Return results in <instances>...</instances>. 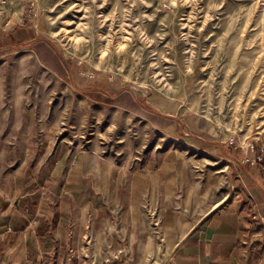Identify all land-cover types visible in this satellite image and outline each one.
Wrapping results in <instances>:
<instances>
[{
  "label": "rangeland",
  "instance_id": "rangeland-1",
  "mask_svg": "<svg viewBox=\"0 0 264 264\" xmlns=\"http://www.w3.org/2000/svg\"><path fill=\"white\" fill-rule=\"evenodd\" d=\"M47 124L125 165L264 143V0H0V186Z\"/></svg>",
  "mask_w": 264,
  "mask_h": 264
},
{
  "label": "crops",
  "instance_id": "crops-1",
  "mask_svg": "<svg viewBox=\"0 0 264 264\" xmlns=\"http://www.w3.org/2000/svg\"><path fill=\"white\" fill-rule=\"evenodd\" d=\"M68 129H30L26 168L0 186V264H264V174L247 147L175 133L125 165Z\"/></svg>",
  "mask_w": 264,
  "mask_h": 264
},
{
  "label": "built area",
  "instance_id": "built-area-1",
  "mask_svg": "<svg viewBox=\"0 0 264 264\" xmlns=\"http://www.w3.org/2000/svg\"><path fill=\"white\" fill-rule=\"evenodd\" d=\"M244 145L245 147H247V149L253 153H255V156L253 158H251V160H248L251 162L252 165H255L257 167H259L261 169V171L263 172L264 174V143L262 144V148L260 149V152L257 153L256 152V146L255 144H242ZM153 217L152 219L155 220L156 224L154 225V227H156V230L157 232L159 231L157 228H158V225H159V221H158V216H156V211L153 213Z\"/></svg>",
  "mask_w": 264,
  "mask_h": 264
}]
</instances>
